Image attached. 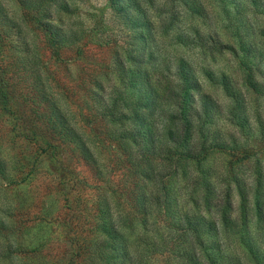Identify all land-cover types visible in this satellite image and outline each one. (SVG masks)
Wrapping results in <instances>:
<instances>
[{
    "label": "rangeland",
    "instance_id": "1",
    "mask_svg": "<svg viewBox=\"0 0 264 264\" xmlns=\"http://www.w3.org/2000/svg\"><path fill=\"white\" fill-rule=\"evenodd\" d=\"M138 1L143 12L127 11L145 37L111 0H0V264H211L181 223L189 210L218 221L203 238L219 264H256L246 233L264 252V93L239 66L262 65L264 0ZM181 60L201 83L188 102L197 132L248 157L165 158ZM203 94L218 105L209 116Z\"/></svg>",
    "mask_w": 264,
    "mask_h": 264
},
{
    "label": "trees",
    "instance_id": "2",
    "mask_svg": "<svg viewBox=\"0 0 264 264\" xmlns=\"http://www.w3.org/2000/svg\"><path fill=\"white\" fill-rule=\"evenodd\" d=\"M111 2L118 13H127L126 17L128 18L129 25H131L132 27H141L142 36L145 37V23L142 22L139 17L134 16V14L127 11L128 8L134 7L138 11L143 12L142 7L140 6V2L138 0H111ZM212 39L216 40L215 37ZM183 40H187L188 43L192 42L190 41V37L183 38ZM241 47L246 54L251 53V48L249 46H243L242 44ZM227 48L231 51L233 55L239 58V52L233 45H230V47ZM261 63L262 65L256 68L258 74L256 76L251 71L252 69L249 64H247L246 61H244L242 58L239 59L240 70L243 74V83L248 85L253 91L258 94L264 93V58L263 60L261 59ZM178 70L179 75L182 79V89H185V92L183 94H180L179 92H177L176 88L171 89L170 87V93L167 95L171 99L173 106L171 108V111H165V118L171 125L168 128V131L164 132V142L161 152L164 154L165 158L169 160H193L196 162H200L201 160L205 159V157L209 154L212 149L231 150L233 153H235L236 150H239L240 153H237V151V154H243L244 156L248 157L251 151L247 148L246 150L245 148L238 149L237 147H229L224 143H218L215 146L212 144L206 145V143L204 142L205 140L201 135V132H197L203 130V128L199 124V118H201V116H199L198 118L197 112L195 110L189 114L190 111L188 109V102L193 99L192 97H194L192 96L193 93H191V91L199 89L201 83L195 75L193 67H191L184 60H181L179 62ZM205 75L211 82L216 84H222L229 92V95L233 97L238 96L239 91L233 89L232 84L230 83V77L226 74V72L221 71L219 74L216 75L214 71L205 69ZM204 95L205 94L201 95V99H199L198 102L204 110L205 114L209 116L218 105L215 103L214 99L210 98L207 95ZM247 120V116L240 115L236 119V122L238 126L242 127L247 122ZM84 150L87 151L85 148ZM4 174L5 168L0 163V176L4 179H8V175ZM260 205L261 200L258 198V212L262 215V212L260 211ZM181 223L186 228L191 230L196 235L197 239L201 237L200 240L198 239V242L193 243L194 246H196L195 244H198L199 247L204 250L203 253L206 255L207 259L211 262V264H219L218 256L215 257L211 252V250L219 249V243H217L216 241L208 243L203 238V235L217 231L218 221L214 218L206 216L205 214H196L189 210L185 211V213L183 214ZM104 230L109 238L114 239L117 237V229H114L112 227H105ZM241 241L248 249L254 262L256 264H264V252L253 242V240L250 238V235L247 233L243 234L241 236ZM99 246L103 247L104 245L101 244ZM88 247L89 246H87V248ZM90 251L93 250L90 249ZM229 259L234 260L230 264H243L237 257H230Z\"/></svg>",
    "mask_w": 264,
    "mask_h": 264
}]
</instances>
